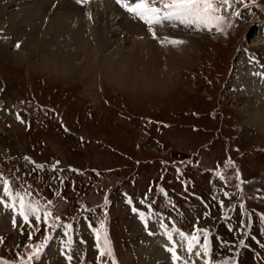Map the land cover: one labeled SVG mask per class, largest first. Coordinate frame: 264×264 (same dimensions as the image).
I'll return each instance as SVG.
<instances>
[{"label": "rangeland", "instance_id": "rangeland-1", "mask_svg": "<svg viewBox=\"0 0 264 264\" xmlns=\"http://www.w3.org/2000/svg\"><path fill=\"white\" fill-rule=\"evenodd\" d=\"M21 5L18 0L11 2L10 13L21 16L22 10L28 11ZM109 9L108 16L111 18L109 28H112V33L115 34L113 39L121 33L119 38L125 40L124 44L127 43V47L124 51H114L115 46L112 43L113 46L102 49L103 55L108 54L113 59H127L132 56L131 47L133 46L142 48L146 52L151 50V48H147L146 41L141 44L142 40H146L140 37L141 34L145 33L142 25L135 35L138 39L127 37L129 38L127 41L124 39L126 37L124 35L127 34L126 32L123 33L124 24L121 22V18L128 17L119 16L113 11L114 8ZM92 13L94 16L98 12L93 9ZM30 19L31 17H29ZM76 19L73 21V25L75 24L74 27L77 28L80 16ZM82 19L92 30V23L96 19L90 20L86 14ZM39 21L37 20L36 23L38 24ZM44 25L38 40L47 46L51 45L49 43L51 33L47 35L44 33L47 26L46 23ZM167 29L169 30V28ZM251 29H253L251 24H242L237 31L225 39H212L199 33H185L182 29L178 30L176 33L181 32L186 35L182 37L183 41L185 40L186 48L180 49L178 52L180 64L175 61V65L180 67H177L171 74V81L166 84L164 89L162 87H152L151 89L148 87V89L141 88L135 91L129 89L126 83L107 82L103 76L101 77L102 72L100 70L98 76H96L97 72L92 73V77L87 73L83 75V53L77 58L79 64L73 68V73L67 75L43 69L45 59L48 64L51 65L52 63L47 57L62 58L54 55V53H41L37 60L23 58L22 63H15L14 60H7L0 56V88L4 87L0 92V101H10L20 96L25 98L30 96L34 99L36 95L42 102L50 103L49 106L51 107L47 106V109L53 112V116L57 117L58 115L64 118L73 130L70 134L56 130L54 126L58 123L56 120L44 122L45 125L42 128L34 124V129L27 130L24 125L20 124L9 127L7 122L0 119V166L9 167L18 182V188H21L22 185L38 182V175L40 178L42 177L39 169L33 168L35 164L37 165L34 157L40 158L44 162L45 160L46 162H55L57 161L55 159H62L67 167L72 163L81 168L87 165H95L101 168L119 165L123 168L115 167L116 169L107 173L105 178L107 187L115 183L114 178L129 180L137 171L142 174L140 185L146 187L153 176L155 179L160 177L162 173L160 168L163 165L162 162H165L161 156L165 152L177 154L180 152L187 153L194 148L200 149L201 160L198 167L204 170L209 165H215L218 158H221L226 152L234 151L235 146H238L244 152L241 163L247 175L251 176L258 173L264 176V151L256 150L258 146H264V134L255 125L247 122L249 108L258 105L257 97L244 94L245 90L240 93L228 87L231 91L234 90L230 95L235 104L221 103L219 108L217 105L219 96L223 98L221 92L225 93L223 82L228 79V67L233 60L237 45L244 34L249 36L250 32L253 33ZM91 30L87 32L90 34L92 33ZM64 32L66 30L61 31L58 42L53 43L52 48L56 49L57 53L62 52L61 54H68L67 56H69L74 44L70 45L71 48L64 46V35H62ZM35 33L37 34V31ZM70 34H66L65 40H68ZM112 35L109 34L108 39L112 40ZM153 42L155 41L153 40ZM252 42L255 43V41ZM4 44L11 49V52L19 56H25L28 52L25 49L27 46L26 39L18 49L13 48L12 43ZM164 44L166 45V43ZM62 45L64 48H60ZM260 45L264 48V44ZM58 50L60 51L58 52ZM156 71L159 72V70ZM206 74L213 80V83H210L209 79L207 80ZM246 75L248 74L246 73ZM227 98H230L229 94H227ZM25 112L30 117L32 116L30 110ZM146 115H151L158 120L157 124L149 129L152 133L151 139L149 136L145 137L141 134L143 127L141 118ZM32 120L34 122L33 117ZM163 121L168 122L169 125H165ZM80 134L86 136L84 137L86 143L82 148L77 143ZM87 136L92 137V142H88ZM156 137L164 143V148L156 146ZM25 157L29 159L26 160ZM160 158L162 159L160 160ZM170 165L172 163L168 164V167ZM187 169L194 173L197 171L191 165ZM170 171L169 168L167 173L169 174ZM72 176L70 175L69 179H72ZM81 178L84 182L82 184L93 185L92 179ZM201 179L204 180V183H208V170L201 174ZM85 180L87 181L85 182ZM261 181L264 184V180ZM63 183L68 188L73 186L69 180ZM39 189L49 195L50 192L53 193L47 185L40 186ZM66 205L68 206L69 202ZM114 212L116 214L115 235L118 242L122 241L123 233L120 228L124 222L130 223V232L132 229L133 234L139 232L137 231V222L129 216L125 208L121 205L116 206ZM194 216L203 217V214L197 210L193 214L187 215L186 220L191 223L195 218ZM202 219L209 220L208 217ZM7 225H9V221L0 217V226ZM11 242L22 244L24 238L16 231L12 234ZM144 242L145 240L142 241V243ZM115 244L116 242H114ZM140 245V243L136 244L137 255L142 257L145 246L141 245L139 248ZM128 249L127 252L119 245L122 263L132 264L133 262L135 264L134 259L128 255L132 251ZM1 254L4 255L7 252L2 250Z\"/></svg>", "mask_w": 264, "mask_h": 264}, {"label": "snow or ice", "instance_id": "snow-or-ice-1", "mask_svg": "<svg viewBox=\"0 0 264 264\" xmlns=\"http://www.w3.org/2000/svg\"><path fill=\"white\" fill-rule=\"evenodd\" d=\"M75 3L83 7L88 5L90 0H75ZM115 3L121 9L143 22L153 39H156L154 26L165 22L170 27L183 26L185 29L194 31L207 30L211 32L215 30L218 33L226 35L225 29L230 27V19L227 13L231 11V18H238L241 17L244 9L250 10L249 0H135V2H132V0H115ZM251 3H255V0H251ZM236 5H240L241 7L237 8ZM87 16L90 20L92 19L91 13L87 12ZM168 43L176 46L184 43V41L181 39H170ZM16 47L17 49L20 47L19 42L16 44ZM17 119L22 123L24 122L19 114H17ZM25 159L28 160L29 158L25 157ZM58 164L59 162L57 161L52 166L53 171L56 170ZM229 167H232L231 160L225 164L224 169L218 166L215 171V176L224 183L225 187L228 186L229 180L232 179L225 172ZM36 168L42 170L43 165H36ZM60 179L61 184H63V178L61 177ZM235 179L237 180V184L235 185L237 191L235 193L224 191V198L232 199L234 195L239 196L243 192L242 185L244 182L239 179L238 171L235 173ZM259 191L257 189V192ZM158 193L167 197V192L163 188H159ZM146 199L147 197H145V201ZM213 199L218 200L223 210L224 201L219 199L218 196H214ZM254 199L264 200V196H256ZM145 201H141V203H145ZM127 202L132 204L130 198ZM64 203H67V200L62 195L59 197V202L49 200L46 197H42L39 194V190L33 193L30 190V186H28V189H14L12 181L0 173V206L5 210H11L13 227H16L17 217L20 218L22 224H27L30 228L33 227V220L35 221L37 230L41 222L46 226V235L42 243L26 245L23 254L17 252L15 259L12 261L0 258V264H41V261L46 259L48 255L46 249L54 239H58L61 255L64 256L67 264H71L74 259L73 253L78 250L76 245L86 244V241L79 236L78 230L74 228V223H76L75 218H72L71 222L62 219L60 212ZM106 204L107 200L105 199ZM145 207L147 211L137 209L136 207H132V211L144 224L146 230L150 222H156L159 225L160 234L166 242L165 251L170 253L171 264H197V262L198 264H237L235 256H238V252L233 257H222L218 260H213V256L217 255V253L213 251L210 233L207 229L194 227L192 233H186L176 227V222L171 217H165L163 213L154 209L151 204H145ZM171 207L174 211H178L177 206L174 204ZM236 208H239L241 211L240 226L236 230L245 236V239L240 241V247H248L246 239H255V237H251L252 216L251 213L247 214L248 224H245V200H242L239 205H232L229 210L234 213ZM82 210L93 212L86 205L82 206ZM82 218L87 220L88 227L95 239V247L98 253L97 264H102L101 258L104 257L107 258L108 264H117L109 239L106 218L96 220L95 227H93V221L89 220L88 217ZM223 219L230 222L232 216L225 215ZM259 220L261 223H264V214L259 216ZM21 230H23L22 227ZM57 230L61 233L59 237L54 235ZM232 230V227H229V231ZM149 234L155 235L152 232H149ZM31 239L32 234L30 232L29 240ZM0 242H2V238H0ZM222 246H228L227 242H223ZM185 253L186 258L184 256ZM81 264H84L83 254Z\"/></svg>", "mask_w": 264, "mask_h": 264}, {"label": "bare ground", "instance_id": "bare-ground-1", "mask_svg": "<svg viewBox=\"0 0 264 264\" xmlns=\"http://www.w3.org/2000/svg\"><path fill=\"white\" fill-rule=\"evenodd\" d=\"M14 1L16 0H8L5 2L4 0H0V21L3 23H7V27L8 29H10V34L12 36H16L11 42L13 45L16 39L25 37L27 43L25 49L26 51L28 50V52H26L25 56H19L11 52V49L7 47L6 44L0 42V56L4 59L14 60L15 63H22L24 61L23 58H27L28 60H37L39 54L41 53H54V55L61 56L62 58L59 59L56 57H47V59L52 63L51 65L48 64V61L45 59L43 63V69H48L51 72H61L63 75H67L73 73V68L76 67L77 64H79L77 63V58H79V55L83 53V75H86L87 73V75L91 76L92 73L97 72L96 76H98V72L100 70L102 72L101 77L103 76V79H105L107 82L110 81L114 83H126L129 89L131 88L135 91L141 88L148 89V87H150V89L152 87H162L164 89L166 84L171 81V74L174 73L177 67H180L176 66L177 64H180V60L178 59V52H180V49L186 48V45L184 43L176 46H173L170 43L167 45H163L155 43L153 42V40H149L146 37H144L146 40H142L141 44H144L143 42L146 41L147 48H151V50H149L150 52L143 51L142 48L133 46L131 47V51H133L131 53L132 56L127 59H113L108 54L103 55L101 52L103 51L102 49L113 46L112 43H114L115 46L114 51H124L127 47V43L124 44L125 40H121L122 38H119L121 37V33L115 36V38L113 39L115 34L112 33V28H109L111 18L108 16L110 11L109 8L113 7L109 5L98 4L94 8L98 13H95L94 16L92 15L94 13L91 14V17L93 19H96L93 21L94 23H92L93 27L91 30V28H89L88 25H86L83 21L84 19H82L85 14L87 16L88 11L89 13L91 12V9L88 8V10L85 7L77 5L75 3V0H58V2H56L55 0H32L30 2H28L27 0H18L22 4L21 6L24 9H28V11L22 10L21 16L10 13L9 8L11 6V2L13 3ZM53 2H56V4H53ZM78 16H80V19L78 21V27L76 28L74 27L75 24L73 25V21H76V18ZM29 17H31L30 20ZM37 20L39 21L38 24L36 23ZM26 22L27 24H25ZM121 22L124 24L123 33L126 32L127 34L124 35L126 36L124 37V39L127 40L130 37L138 39V37L135 35L136 33H138L141 24L124 17L121 18ZM45 23L47 26L44 33H46V35L51 33V37L49 38V43L51 45L47 46L40 43V41L38 40L41 37L39 36V34L45 28ZM43 25L44 28L42 29ZM64 30H66V32L62 34L64 35V46L68 47L74 44V48L72 47L73 49L72 51H70L69 56H67L68 54H61L62 52L57 53L56 49L52 48V44L58 42V37L61 36V31ZM88 30H91L92 33L89 34L87 32ZM36 31L37 34L35 33ZM69 33H71L70 37H68V40H65L66 34ZM169 33H172V35H180L181 37L186 36L181 32L176 33L173 31H169ZM6 34L9 33L6 32ZM85 34H87L86 37ZM109 34H113L111 37L112 40L108 39ZM259 36L260 35L257 33L254 39H257ZM62 47L63 45L60 48ZM59 51L60 50H58V52ZM175 61H177L176 65ZM39 68L42 67L39 66ZM156 70H159V72H157ZM245 77L244 81L246 83V87L249 88L248 90H245V92L248 93L251 97H257L256 101L258 102V105L249 108V119H247V122L251 123L253 126L255 125L256 128H258V130L260 129V131L264 134L263 93H261L257 87H254V85H250V82L253 80L252 78H250L248 75H245ZM0 217L8 220V215L4 208L1 209ZM151 240L152 241L150 242L155 241L153 239ZM139 248H141V245ZM144 253H147L150 257L152 255H155L157 258H164L159 245L153 243L149 245V248L145 246L142 251V255ZM159 254H161V256H158ZM145 260L146 259H144V261ZM144 261L143 264H145ZM160 264L171 263H167V261L164 260Z\"/></svg>", "mask_w": 264, "mask_h": 264}]
</instances>
